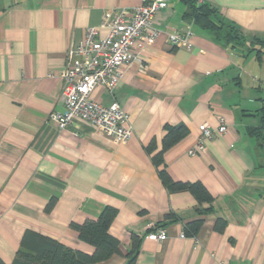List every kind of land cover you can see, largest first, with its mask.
<instances>
[{
	"label": "crops",
	"instance_id": "1",
	"mask_svg": "<svg viewBox=\"0 0 264 264\" xmlns=\"http://www.w3.org/2000/svg\"><path fill=\"white\" fill-rule=\"evenodd\" d=\"M152 0H0V259L11 264L25 232L91 255L71 224L95 220L111 207L108 230L120 254L96 264H125L132 237L137 264H264V0H204L244 37L239 45L215 42L189 18L183 0H167L156 13L159 33L123 68L110 94L128 115L130 140L115 144L79 119L60 129L50 114H63L65 83L59 72L66 52L105 12ZM190 30L191 47L175 48L168 35ZM222 120L223 136L204 141L193 156L199 127ZM187 133L162 154L164 126ZM153 150L151 153L148 148ZM200 183L213 198L199 205L186 190L163 186ZM207 209V210H206ZM204 211L199 216L198 212ZM223 220L222 230L215 219ZM202 224L193 237L187 223ZM163 229L167 239L149 233Z\"/></svg>",
	"mask_w": 264,
	"mask_h": 264
},
{
	"label": "built area",
	"instance_id": "2",
	"mask_svg": "<svg viewBox=\"0 0 264 264\" xmlns=\"http://www.w3.org/2000/svg\"><path fill=\"white\" fill-rule=\"evenodd\" d=\"M203 2L197 0L198 4ZM167 4V0H152L130 9H109L99 27L105 30L103 36L99 35L98 29L89 28L82 42L68 49L65 65L59 72L60 79L65 83L61 95L65 112L50 114V119L60 129L79 119L89 123L96 132L115 144L130 140L132 128L128 125V115L120 105L115 101L103 105L91 99V94L98 87L112 94L123 68L141 61L140 53L153 43L159 33L154 17L159 11L167 9ZM191 36L190 30L176 32L168 35L166 42L175 48L189 49ZM262 96L264 102V88ZM219 122L213 129L206 125L199 127L197 143L188 151V155L202 154L204 141L224 135L226 124L222 120ZM147 235L153 241L167 239L163 229Z\"/></svg>",
	"mask_w": 264,
	"mask_h": 264
},
{
	"label": "trees",
	"instance_id": "3",
	"mask_svg": "<svg viewBox=\"0 0 264 264\" xmlns=\"http://www.w3.org/2000/svg\"><path fill=\"white\" fill-rule=\"evenodd\" d=\"M183 1L188 5L186 16L193 20L194 25L209 33L215 42L231 46L242 45L245 39L241 35V31L235 25L226 23L213 7L205 2L198 4L197 0ZM250 43L264 46V38H253ZM164 131L161 151L154 154L151 160L157 167L162 164L163 152L176 144L187 133V129L183 125L173 127L166 125ZM148 151L151 153L153 150L150 147ZM159 176L163 186L172 191L186 190L190 192L199 205L210 204L213 200L200 183L173 182L163 169L160 170ZM115 211L111 207H106L95 220H87L79 225L71 224L72 229L77 233V238L93 247L94 251L91 255L84 254L79 250H71L49 238L25 232L16 257L11 264H96L108 260L114 254H120L119 242L108 232L110 224L116 216ZM198 214L201 216L204 211L199 210ZM215 220V229L221 231L224 221L219 218ZM201 224V219L187 223L183 234L193 237ZM138 241L137 237H132L130 249L125 256V264H137L135 259L138 254ZM0 264L5 263L0 259Z\"/></svg>",
	"mask_w": 264,
	"mask_h": 264
}]
</instances>
